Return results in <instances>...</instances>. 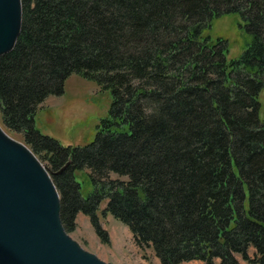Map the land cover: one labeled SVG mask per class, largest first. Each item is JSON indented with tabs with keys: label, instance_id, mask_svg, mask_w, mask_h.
I'll return each instance as SVG.
<instances>
[{
	"label": "trees",
	"instance_id": "1",
	"mask_svg": "<svg viewBox=\"0 0 264 264\" xmlns=\"http://www.w3.org/2000/svg\"><path fill=\"white\" fill-rule=\"evenodd\" d=\"M21 4L16 44L0 56V120L50 172L65 232L82 214L108 244L105 202L101 214L159 264H264V0ZM233 13L251 40L227 61V43L209 32ZM72 74L112 95L109 118L82 148L34 125ZM77 171L95 186L86 198Z\"/></svg>",
	"mask_w": 264,
	"mask_h": 264
},
{
	"label": "water",
	"instance_id": "2",
	"mask_svg": "<svg viewBox=\"0 0 264 264\" xmlns=\"http://www.w3.org/2000/svg\"><path fill=\"white\" fill-rule=\"evenodd\" d=\"M21 25V0H0V56L13 50ZM0 264H111L65 232L47 167L1 126Z\"/></svg>",
	"mask_w": 264,
	"mask_h": 264
},
{
	"label": "rangeland",
	"instance_id": "3",
	"mask_svg": "<svg viewBox=\"0 0 264 264\" xmlns=\"http://www.w3.org/2000/svg\"><path fill=\"white\" fill-rule=\"evenodd\" d=\"M209 35L212 41L221 39L227 43V61L237 60L250 43V36L245 30V21L236 13L225 14L216 18L211 25ZM112 103L110 90L103 89L94 80L80 75L69 76L60 96H49L36 111L35 128L43 135L59 142L62 146L85 147L95 140L101 122L109 118ZM0 126L1 120H0ZM8 135L17 141L21 139ZM87 171H77L76 181L80 184L82 197L86 198L95 190L94 184L87 177ZM110 179L126 181L124 177L111 175ZM245 208H247V189ZM105 202L98 212L100 225L108 235V244H103L96 236L88 218L79 214L76 229L67 233L85 251L94 254L100 260L111 264H159L150 249L138 248L128 228L112 218L102 215ZM253 251H249L252 256ZM241 264H245L236 256ZM183 264H203L187 262Z\"/></svg>",
	"mask_w": 264,
	"mask_h": 264
},
{
	"label": "crops",
	"instance_id": "4",
	"mask_svg": "<svg viewBox=\"0 0 264 264\" xmlns=\"http://www.w3.org/2000/svg\"><path fill=\"white\" fill-rule=\"evenodd\" d=\"M192 262H198V261H192Z\"/></svg>",
	"mask_w": 264,
	"mask_h": 264
}]
</instances>
